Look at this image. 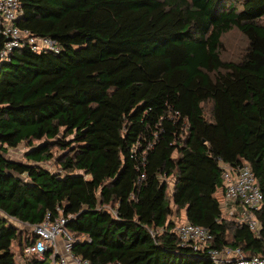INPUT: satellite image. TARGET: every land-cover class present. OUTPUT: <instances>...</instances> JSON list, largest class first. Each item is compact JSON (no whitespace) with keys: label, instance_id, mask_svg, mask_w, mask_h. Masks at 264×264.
I'll return each instance as SVG.
<instances>
[{"label":"trees","instance_id":"16d2710c","mask_svg":"<svg viewBox=\"0 0 264 264\" xmlns=\"http://www.w3.org/2000/svg\"><path fill=\"white\" fill-rule=\"evenodd\" d=\"M19 1L17 25L60 51L0 63V264H46L23 254L36 235L22 224L60 214L89 264L264 256V0ZM232 30L246 45L224 58ZM21 143L24 161L6 157ZM244 163L257 230L219 219L222 164ZM181 211L211 233L205 249L170 231Z\"/></svg>","mask_w":264,"mask_h":264},{"label":"built area","instance_id":"2783aa9c","mask_svg":"<svg viewBox=\"0 0 264 264\" xmlns=\"http://www.w3.org/2000/svg\"><path fill=\"white\" fill-rule=\"evenodd\" d=\"M21 15L19 0H0V63L8 61L14 51L23 47L35 52L60 51V46L51 37L38 36L26 28L19 27L17 21ZM221 178L224 186L219 201V219L246 224L249 229L257 230V210L263 196L249 165L222 164ZM66 219L61 214L53 219L46 215L37 225L22 224L36 235L24 248L23 254L26 257L35 256L39 260H46V264H70V261L74 264H89L87 260L72 254L71 247L77 239L65 228ZM157 231L162 232L163 228H158ZM170 231L177 235L180 245L192 246L196 250L205 249L211 239L207 228L185 219L175 221ZM206 252L214 264H264V256L245 255L238 247H207Z\"/></svg>","mask_w":264,"mask_h":264},{"label":"rangeland","instance_id":"374dc122","mask_svg":"<svg viewBox=\"0 0 264 264\" xmlns=\"http://www.w3.org/2000/svg\"><path fill=\"white\" fill-rule=\"evenodd\" d=\"M262 24H264V17L260 20ZM245 38L236 30H232L225 34L223 39V57L224 58H235L239 56L245 48ZM27 150V147L25 144L21 143L16 148L9 149L6 153V157L11 159H16L20 161H24L23 159V153ZM43 165L47 168H50L51 170H57V168L54 166L53 161H47L44 162ZM173 220H178L183 218V212L181 211L178 216L173 215Z\"/></svg>","mask_w":264,"mask_h":264},{"label":"crops","instance_id":"0c3cea01","mask_svg":"<svg viewBox=\"0 0 264 264\" xmlns=\"http://www.w3.org/2000/svg\"><path fill=\"white\" fill-rule=\"evenodd\" d=\"M70 264H74V263L70 261Z\"/></svg>","mask_w":264,"mask_h":264}]
</instances>
